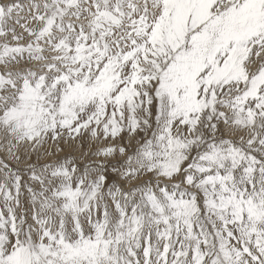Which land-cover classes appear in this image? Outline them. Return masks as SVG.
I'll return each instance as SVG.
<instances>
[{"label": "snow or ice", "instance_id": "snow-or-ice-1", "mask_svg": "<svg viewBox=\"0 0 264 264\" xmlns=\"http://www.w3.org/2000/svg\"><path fill=\"white\" fill-rule=\"evenodd\" d=\"M0 264H264V0H0Z\"/></svg>", "mask_w": 264, "mask_h": 264}]
</instances>
